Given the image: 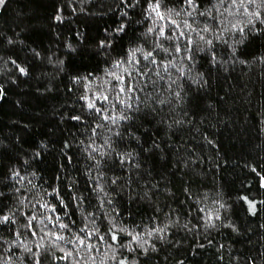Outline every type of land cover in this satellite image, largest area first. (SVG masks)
Segmentation results:
<instances>
[{
  "label": "trees",
  "instance_id": "1",
  "mask_svg": "<svg viewBox=\"0 0 264 264\" xmlns=\"http://www.w3.org/2000/svg\"><path fill=\"white\" fill-rule=\"evenodd\" d=\"M0 264H264V0H0Z\"/></svg>",
  "mask_w": 264,
  "mask_h": 264
}]
</instances>
